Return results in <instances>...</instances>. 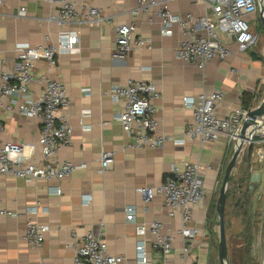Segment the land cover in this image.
<instances>
[{"label":"crops","instance_id":"1","mask_svg":"<svg viewBox=\"0 0 264 264\" xmlns=\"http://www.w3.org/2000/svg\"><path fill=\"white\" fill-rule=\"evenodd\" d=\"M173 15L198 17L203 8L194 0H156ZM85 7L97 10L103 21L98 24L60 27L51 20L57 5L43 0H4L0 6V69L11 70L17 62L19 47L45 46L54 42L60 31L78 37L76 54L62 53L56 65L35 62L31 74L64 84L69 104L57 112L71 127V141L55 155L58 162L77 167L69 178L52 180L17 179L0 176V264H73L76 244L89 232L101 234L107 252L121 256L120 264H138L135 246L144 241L148 260L153 264H220L218 258V224L216 201L233 145L221 137L215 142L200 143L185 135L192 123V111L182 103L183 97H196L219 90L223 98L216 106L219 117H227L238 108L259 105L264 96V60L254 49L245 51L224 39L230 46V58L206 63L203 71L178 61L175 49L181 40L177 25L171 35L161 37L155 9L137 13L136 0H84ZM25 15L20 16V9ZM257 15L248 17L251 28ZM133 23L136 33L147 46L136 48L123 58L114 57L116 28ZM253 32V30H252ZM254 33V32H253ZM256 35V34H255ZM128 80L152 83L160 94L156 108V134L165 138L161 147H134L118 121L122 103L113 101L111 89ZM45 83L32 82L37 95ZM0 108V148L6 144L32 146L25 149L28 161L45 166L38 146L40 121L26 118L7 107ZM248 102V103H247ZM89 116L79 123L80 113ZM112 152L110 167L99 173L101 152ZM251 149L240 152L227 184L224 210L226 264H264V165L250 160ZM199 164L204 200L193 208L190 228L194 238H182L179 212H171L162 195L144 204L140 187H159L173 167ZM60 189V194L56 193ZM89 197V202L85 198ZM38 202L47 214L33 218L47 228L41 247L33 249L23 240L25 209ZM134 208L135 223L126 221L124 210ZM158 221L162 233L172 238L173 250L162 257L151 248L154 237L149 224ZM143 227L138 233L137 227ZM190 252L183 260L182 245Z\"/></svg>","mask_w":264,"mask_h":264},{"label":"built area","instance_id":"2","mask_svg":"<svg viewBox=\"0 0 264 264\" xmlns=\"http://www.w3.org/2000/svg\"><path fill=\"white\" fill-rule=\"evenodd\" d=\"M4 0H0V6ZM32 1V0H25ZM56 4L55 16L50 19L60 27L83 26L98 24L103 21L99 12L83 5L84 0H43ZM137 13L147 14L155 9V16L159 20V34L161 37L171 35V28L177 25L180 29L179 41L174 57L178 61L203 71L207 62L214 59L224 61L232 55L228 39L234 43L239 51L249 49L257 42V36L252 32L248 17L257 15L262 0H194L197 6L203 8V14L193 17L173 15L167 6L156 0H136ZM25 15V9L19 11ZM136 27L133 23L116 28L114 39V57L123 58L136 48L147 46L142 37L133 36ZM148 47V46H147ZM78 52V37L71 31H60L54 42L47 39L45 46L19 47L17 62L11 70L0 69V101L7 98L10 101L7 107L26 118L40 121V135L38 146L46 161V165H35L28 161L25 149L32 150V146L6 144L0 148V176L10 175L17 179L26 180H63L69 178L77 168L68 162L55 160L57 151L67 146L71 141V127L57 117V112L69 104V98L63 83L44 77H35L31 74L35 62L45 61L50 67L56 65V57L62 53L76 54ZM32 82L45 83L37 95L30 90ZM113 101L122 103V110L116 120L124 134L133 139L134 147H161L165 138L156 134L157 119L155 101L160 94L156 87L149 82L128 80L123 85H116L110 91ZM223 98L219 90L211 94H200L196 97H183L182 103L192 111V123L188 126L185 135L200 143L215 142L223 137L227 143L237 147L251 149L250 160L255 164L264 165V119H253L248 126L244 138L240 137L242 124L247 120L250 107L238 108L227 117H219L215 108ZM2 107L0 102V108ZM88 111L80 113L79 123L89 116ZM248 121V120H247ZM1 130V127H0ZM113 161V153L102 151L100 155L99 173L107 170ZM201 167L199 164L185 165L183 169L173 167L163 183L155 188H138L144 204L153 200L156 195H162L166 207L171 212H179L180 228L178 234L182 238H194L195 228H190L193 208L204 200L205 192L200 182ZM60 194V189L56 188ZM89 197L85 202H89ZM47 209L38 202L25 209L29 219L25 222L23 240L28 247L37 249L45 240L47 228L33 218L47 214ZM1 215L12 217L14 213L0 211ZM126 221L135 223L134 208L124 210ZM149 231L154 237L151 243L153 251L163 258L171 254L172 238L162 233V225L158 221L149 224ZM142 233L143 227H137ZM136 262L138 264H153L148 260L144 241H138L135 246ZM190 247L182 245L179 256L185 259ZM121 256L108 254L106 243L101 239L100 232H89L78 240L75 249L73 264H120Z\"/></svg>","mask_w":264,"mask_h":264},{"label":"water","instance_id":"3","mask_svg":"<svg viewBox=\"0 0 264 264\" xmlns=\"http://www.w3.org/2000/svg\"><path fill=\"white\" fill-rule=\"evenodd\" d=\"M264 2V0H262ZM259 21L261 23L262 29H264V3H261L259 8ZM253 119H264V96H262L260 103L258 106L253 107L252 109L248 110L247 113V120L243 122L240 137L244 138L246 130L248 126L251 124ZM241 150V145L234 147L232 156L227 164L225 169V173L222 179V183L219 189L218 198L216 201L215 213L217 216V224H218V258L220 264H226V238L224 233V210H225V203H226V191H227V184L230 178V175L235 167L236 161L239 157Z\"/></svg>","mask_w":264,"mask_h":264},{"label":"rangeland","instance_id":"4","mask_svg":"<svg viewBox=\"0 0 264 264\" xmlns=\"http://www.w3.org/2000/svg\"><path fill=\"white\" fill-rule=\"evenodd\" d=\"M255 22V25H252V30L257 36V45L254 49L261 56L262 60H264V29H262L258 14Z\"/></svg>","mask_w":264,"mask_h":264},{"label":"trees","instance_id":"5","mask_svg":"<svg viewBox=\"0 0 264 264\" xmlns=\"http://www.w3.org/2000/svg\"><path fill=\"white\" fill-rule=\"evenodd\" d=\"M248 103V102H247ZM226 197H227V192H226Z\"/></svg>","mask_w":264,"mask_h":264}]
</instances>
